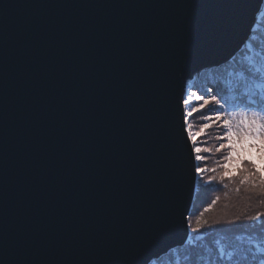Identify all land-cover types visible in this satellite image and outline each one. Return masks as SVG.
<instances>
[{
    "label": "water",
    "instance_id": "obj_1",
    "mask_svg": "<svg viewBox=\"0 0 264 264\" xmlns=\"http://www.w3.org/2000/svg\"><path fill=\"white\" fill-rule=\"evenodd\" d=\"M264 0H0V264H151L190 238L189 83Z\"/></svg>",
    "mask_w": 264,
    "mask_h": 264
},
{
    "label": "trees",
    "instance_id": "obj_2",
    "mask_svg": "<svg viewBox=\"0 0 264 264\" xmlns=\"http://www.w3.org/2000/svg\"><path fill=\"white\" fill-rule=\"evenodd\" d=\"M260 50H264V7L257 18L249 41L235 58L220 68H212L199 74L191 82V85L200 90L206 85L218 86L219 83L225 87V80L229 79L231 74L239 76L241 70L247 69L248 62ZM217 128L219 132L216 137L223 136L225 130L222 128V120H217ZM217 141L219 142L218 146L221 143H229L227 140L217 139ZM219 152V156L215 158L219 163V167L216 169L218 174L212 179V183L204 186L200 179L201 176L198 177L194 203L189 216V226L190 231L191 228H196L197 217H199V230L191 231V238L185 246L170 251L151 264H210L218 257V248L229 246L240 250L248 249L252 246V241L257 238L256 232L259 231V228L246 221L256 212L264 213V182H262L264 172L251 175L252 166L245 163L241 165L236 175H232L225 170L227 161L223 159L228 155L229 149L225 148ZM245 178H247L246 182L241 183ZM229 196L236 199L233 201L236 204H234L235 214L246 213L245 215L241 214L242 218H240L245 220V223L238 222L234 224L236 227L227 229L213 227L210 229L209 224L213 211L222 207L224 199ZM213 200L216 201L215 204L212 203ZM209 205L211 207H208ZM205 208L208 210L204 211ZM197 236L198 238L194 240Z\"/></svg>",
    "mask_w": 264,
    "mask_h": 264
},
{
    "label": "snow or ice",
    "instance_id": "obj_3",
    "mask_svg": "<svg viewBox=\"0 0 264 264\" xmlns=\"http://www.w3.org/2000/svg\"><path fill=\"white\" fill-rule=\"evenodd\" d=\"M207 91L211 94L213 90L208 89ZM232 91L236 95L233 96L235 102L231 104L226 100L217 98L216 95H209L207 99L202 96L196 97L197 100H204L200 108H204L210 102L214 105V108L209 109V111L213 112L217 120H221L224 116L229 117L222 120V127L225 130L223 136L217 137L218 140H227L229 143H221L217 151L225 148L229 149L228 155L224 156L223 159L231 161L233 152L238 155L239 151L247 146L248 148H256L260 158L264 160V50H260L251 58L246 70H241L236 87ZM190 99L191 96L185 99L183 103L188 104ZM229 107L235 111H223ZM193 111H196V109H193ZM208 118L205 117V119ZM205 127L207 128L209 125H205ZM237 145L240 146L239 149L236 147ZM196 151L199 153L200 149L197 148ZM196 158L198 160L201 159L199 155ZM239 163L241 165L245 163L251 165L253 170L251 175H257L264 171V168L257 166L252 159L241 158ZM196 171L201 172L203 169L197 168ZM246 179L242 180L241 183H245ZM215 202V200L212 201L213 204ZM208 207H211V205ZM207 210L208 208L204 209V211ZM238 222L245 223V221L236 219L230 221L231 224ZM246 222L259 228V231L256 232L257 238L252 241V246L243 250L222 246L217 250L218 257L215 261H211L210 264H264V213L256 212ZM199 228L200 221L199 217H197V227L191 228V231L195 232Z\"/></svg>",
    "mask_w": 264,
    "mask_h": 264
},
{
    "label": "rangeland",
    "instance_id": "obj_4",
    "mask_svg": "<svg viewBox=\"0 0 264 264\" xmlns=\"http://www.w3.org/2000/svg\"><path fill=\"white\" fill-rule=\"evenodd\" d=\"M237 79V74H231V77L225 80V87H222L219 83L218 86L206 85V89L203 88L201 90L191 85L190 82L189 87L186 91L185 99L191 96L188 104H184L187 119L189 120L188 127L190 130V137L194 146L196 157L197 155L201 157V159L199 160L196 158V161L198 162L197 168L203 169V171L197 172V182L200 175V179L203 182L204 186L210 185L212 183V179L215 178L218 174V170L216 169L219 167V163L215 158H217L220 153L219 151H217V149L219 148V142L217 141L216 137V134L219 132V130L217 128L216 116L213 114V112L209 111V109L214 108V105L210 102L208 105H205L204 108H200V105L203 104L204 100H197L196 97L202 96L204 97V99H207L209 95H216L217 98L226 100L229 104L234 103L235 101L233 100V96L236 95V93H233L232 89L236 87ZM208 89L213 90L211 94L208 93ZM193 109H196V111H193ZM223 111L233 112L235 110L229 107L227 109H224ZM189 113L191 114L189 115ZM205 117L209 118L205 119ZM228 118V116L223 117V119ZM205 125H209V127L206 128ZM236 147L239 149L240 146L237 145ZM197 148L200 149L199 153H197L196 151ZM232 155L233 159L231 161H227L225 164V170H227L228 173L232 175H236L238 169L241 167V164L239 163L241 158L252 159L256 162L257 166H261L262 168H264V160L260 158L258 150L256 148H248L247 146H245L243 150L239 151L238 155L236 152H233ZM210 177L211 179H209ZM234 198L233 196L226 197L224 199L222 207L217 208L213 211L209 224L210 229L211 227L224 229L236 227L234 224H231L230 221L234 219L238 221L242 220L240 219L242 218L241 214L245 215L246 213H239V215L235 214V203L233 201L236 199ZM197 238L198 236L194 238V240H196Z\"/></svg>",
    "mask_w": 264,
    "mask_h": 264
}]
</instances>
